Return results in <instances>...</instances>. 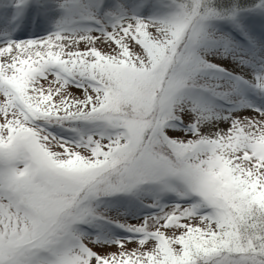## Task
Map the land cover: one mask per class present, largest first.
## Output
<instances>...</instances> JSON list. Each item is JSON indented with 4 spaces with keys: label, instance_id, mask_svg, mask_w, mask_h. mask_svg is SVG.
<instances>
[{
    "label": "snow or ice",
    "instance_id": "snow-or-ice-1",
    "mask_svg": "<svg viewBox=\"0 0 264 264\" xmlns=\"http://www.w3.org/2000/svg\"><path fill=\"white\" fill-rule=\"evenodd\" d=\"M157 2L0 40V264H264V0Z\"/></svg>",
    "mask_w": 264,
    "mask_h": 264
},
{
    "label": "rangeland",
    "instance_id": "rangeland-1",
    "mask_svg": "<svg viewBox=\"0 0 264 264\" xmlns=\"http://www.w3.org/2000/svg\"><path fill=\"white\" fill-rule=\"evenodd\" d=\"M119 4L127 10H133L140 5L139 14L149 16L162 11L157 0H104V8L111 10ZM41 6L39 11L51 17L44 25H39L37 30L42 31L40 35H28L19 33L20 22L25 19L27 11L33 13V5ZM60 15L59 10L55 7L54 0H0V40L4 39H35L48 35L53 31L55 22ZM246 21L254 26V32L258 37L264 38V16L245 17ZM135 223V221H132ZM129 247H135L130 244Z\"/></svg>",
    "mask_w": 264,
    "mask_h": 264
},
{
    "label": "trees",
    "instance_id": "trees-1",
    "mask_svg": "<svg viewBox=\"0 0 264 264\" xmlns=\"http://www.w3.org/2000/svg\"><path fill=\"white\" fill-rule=\"evenodd\" d=\"M242 2H243V0H242ZM261 17H263V16H261Z\"/></svg>",
    "mask_w": 264,
    "mask_h": 264
}]
</instances>
